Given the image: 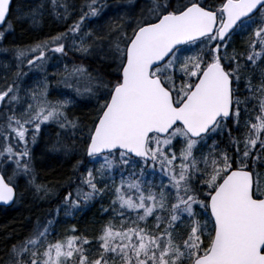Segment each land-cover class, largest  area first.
<instances>
[{"label":"snow or ice","instance_id":"obj_1","mask_svg":"<svg viewBox=\"0 0 264 264\" xmlns=\"http://www.w3.org/2000/svg\"><path fill=\"white\" fill-rule=\"evenodd\" d=\"M0 54V206L50 205L0 264H264V0H0Z\"/></svg>","mask_w":264,"mask_h":264},{"label":"trees","instance_id":"obj_2","mask_svg":"<svg viewBox=\"0 0 264 264\" xmlns=\"http://www.w3.org/2000/svg\"><path fill=\"white\" fill-rule=\"evenodd\" d=\"M23 2L28 3L30 0H23ZM13 26L14 33H9L7 40L25 44L44 38L49 32H54L58 27L50 20H46L42 29L37 31H32L27 23L20 24L13 21ZM89 110L90 106L81 104L75 111L77 115H86ZM52 139L54 140V136ZM43 147V144H41L36 149L38 156ZM72 163L74 161L64 158L61 154L50 153L47 157L42 158L37 165L39 173L38 180L47 183L62 178L70 174ZM60 191H63V189H60ZM105 203L107 202L105 201ZM49 207L50 205L46 202L36 201L33 203L30 199L23 202L20 206L10 208L0 207V245H3L5 239L13 237L14 234H26L36 219V216L43 215ZM99 208L100 203H96L93 207L86 209L76 219L68 218L64 220L62 217V222L58 226L59 230L63 232V229L75 224L81 233L89 237L94 236L100 226L99 222L102 220Z\"/></svg>","mask_w":264,"mask_h":264},{"label":"flooded vegetation","instance_id":"obj_3","mask_svg":"<svg viewBox=\"0 0 264 264\" xmlns=\"http://www.w3.org/2000/svg\"><path fill=\"white\" fill-rule=\"evenodd\" d=\"M19 204H20V203L16 204V205H15V206H13V207L19 206Z\"/></svg>","mask_w":264,"mask_h":264},{"label":"rangeland","instance_id":"obj_4","mask_svg":"<svg viewBox=\"0 0 264 264\" xmlns=\"http://www.w3.org/2000/svg\"><path fill=\"white\" fill-rule=\"evenodd\" d=\"M22 203L19 204V206L21 205ZM30 223V222H29ZM31 224V223H30Z\"/></svg>","mask_w":264,"mask_h":264}]
</instances>
